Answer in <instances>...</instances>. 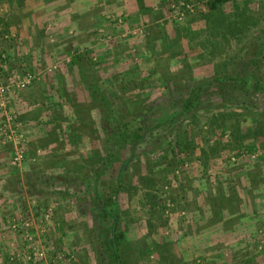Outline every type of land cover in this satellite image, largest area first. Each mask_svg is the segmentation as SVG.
Returning <instances> with one entry per match:
<instances>
[{
  "label": "rangeland",
  "instance_id": "1",
  "mask_svg": "<svg viewBox=\"0 0 264 264\" xmlns=\"http://www.w3.org/2000/svg\"><path fill=\"white\" fill-rule=\"evenodd\" d=\"M139 1L62 0L37 45L0 11V264H115L114 238L120 264H264V0ZM28 88L34 139L8 98Z\"/></svg>",
  "mask_w": 264,
  "mask_h": 264
},
{
  "label": "crops",
  "instance_id": "2",
  "mask_svg": "<svg viewBox=\"0 0 264 264\" xmlns=\"http://www.w3.org/2000/svg\"><path fill=\"white\" fill-rule=\"evenodd\" d=\"M65 1L76 3L78 0ZM61 2L62 0H53L52 3L47 5V3H49L48 0H0V5H4L3 8L0 9V11H2L3 13L7 12L6 17H10L11 20H20L22 25V29L20 30L21 37L24 38L25 41H29L30 39L32 43H36L37 45V37H39L40 33L38 28L36 29V27L39 24H42L45 19L49 17V9L51 8L52 10V16L56 9L55 6L60 4ZM140 2H142V0L139 1V3ZM15 27L16 25H13V28ZM7 66L8 69H11V67H16V63H8ZM8 98L10 101L9 106L18 113L19 118L23 122L28 124L27 127L31 134V138H36V135H34V133L37 129L34 127V125L36 124L37 119H40L38 106L41 99L38 92L32 91L28 88L22 90V92L18 91L17 93H11ZM6 164V157L0 155V194L5 193V191L3 190L6 186Z\"/></svg>",
  "mask_w": 264,
  "mask_h": 264
},
{
  "label": "trees",
  "instance_id": "3",
  "mask_svg": "<svg viewBox=\"0 0 264 264\" xmlns=\"http://www.w3.org/2000/svg\"><path fill=\"white\" fill-rule=\"evenodd\" d=\"M230 0H207L206 5L207 8L209 10H213L218 8L220 5L228 2ZM254 73V75H253ZM218 73H216L215 75V80H217L218 82H224L228 80V77L226 75H217ZM259 72H258V64L257 63H252V78L255 79L256 83L259 85V87L264 90V85L262 84L261 78L259 77ZM242 78L244 77H237V79L233 80V83L236 84H244L245 80H243ZM199 98H200V92L199 90L194 92L193 95H191L186 101L185 104L183 105V112L184 113H189L190 111H192L198 104H199ZM142 126L138 124V126L134 129V126L132 127L129 123H126L123 127V130L121 131V135L120 137L122 138V141H128V138H133L134 137H140L141 132H142ZM132 134V135H131ZM110 150V149H109ZM124 169V165L122 167V170ZM122 170L119 173V181H120V177L122 175ZM115 208L113 210H105L104 212L107 214H110L112 216V218H117V207L116 205H114ZM114 219V221H115ZM113 224H115L113 222ZM118 234H120L118 232ZM113 240V239H112ZM111 240V244L109 245V247L112 250L113 253V260L115 261V264H120L121 263V259H120V251H119V247H118V243L116 242L115 238L112 241Z\"/></svg>",
  "mask_w": 264,
  "mask_h": 264
},
{
  "label": "built area",
  "instance_id": "4",
  "mask_svg": "<svg viewBox=\"0 0 264 264\" xmlns=\"http://www.w3.org/2000/svg\"><path fill=\"white\" fill-rule=\"evenodd\" d=\"M184 5L187 9H190V10L192 9L191 5L189 3H185ZM2 56H4V55H2ZM30 78H31L30 76H25L24 79L18 83V86L24 87L26 84H28L30 82ZM1 90L3 91V89H1ZM11 121H12L11 116L6 115V123H4L2 125V128H3L2 131L4 132V134L7 136V138L10 141H16L17 140V142H18L20 140V138L22 137V135L20 133H18L17 128H14L10 125ZM248 155L252 159H257V158L263 157L264 156V148L253 149L252 151L249 152ZM23 156H24L23 148H16L14 155L11 159L12 165H20V163L23 160ZM38 255L42 256L43 253L41 252Z\"/></svg>",
  "mask_w": 264,
  "mask_h": 264
}]
</instances>
